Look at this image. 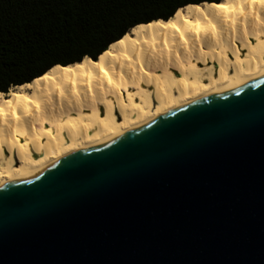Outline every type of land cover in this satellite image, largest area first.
Instances as JSON below:
<instances>
[{"label": "water", "instance_id": "95a60500", "mask_svg": "<svg viewBox=\"0 0 264 264\" xmlns=\"http://www.w3.org/2000/svg\"><path fill=\"white\" fill-rule=\"evenodd\" d=\"M0 264H264V75L1 187Z\"/></svg>", "mask_w": 264, "mask_h": 264}, {"label": "bare ground", "instance_id": "6f19581e", "mask_svg": "<svg viewBox=\"0 0 264 264\" xmlns=\"http://www.w3.org/2000/svg\"><path fill=\"white\" fill-rule=\"evenodd\" d=\"M136 25L95 60L0 92V188L264 75V0L186 4Z\"/></svg>", "mask_w": 264, "mask_h": 264}, {"label": "trees", "instance_id": "16d2710c", "mask_svg": "<svg viewBox=\"0 0 264 264\" xmlns=\"http://www.w3.org/2000/svg\"><path fill=\"white\" fill-rule=\"evenodd\" d=\"M219 0H0V92L30 82L54 65L77 62L76 57L95 60L121 38L129 26L157 18L167 19L176 9L199 2ZM40 18L34 28L31 21ZM101 18L106 28L78 31L77 22ZM24 19L30 23L24 27ZM27 32V43L21 39ZM95 53V57L90 54Z\"/></svg>", "mask_w": 264, "mask_h": 264}, {"label": "snow or ice", "instance_id": "6c2138e0", "mask_svg": "<svg viewBox=\"0 0 264 264\" xmlns=\"http://www.w3.org/2000/svg\"><path fill=\"white\" fill-rule=\"evenodd\" d=\"M220 7H223V5H219ZM30 23L29 20L27 19H24L22 24H21V27H24L26 25H28ZM32 25L34 28L38 29L39 26H40V18L39 17H36L35 20L31 21ZM110 22L109 21H106L105 19L101 18L100 20L96 21L95 23H93L91 20H87V19H84L82 21H78L77 22V30L78 31H87L89 30L90 28H106L108 26ZM157 23H159V21H157ZM150 26V25H148ZM137 27H144V25H135V23H133V25L129 26L128 29H126L125 31H128V32H135L136 31V28ZM174 27V25H173ZM26 37H27V32L25 33V37H21L22 40L25 41V43H27V40H26ZM111 40L114 41V43H112L111 45H109L108 41L106 40L105 41V47L108 48V47H115V44H123L124 43V39H123V32L121 33V38H116V37H110ZM95 53H91L90 56L91 57H95ZM77 60H81L82 62H86V61H89V56H82V57H76ZM2 63V62H0ZM77 66H80V65H77ZM177 75H179L177 73ZM40 79H46L48 78L47 75L43 76V77H39ZM28 87H31V85H28ZM117 115H119L117 113ZM209 136H212L214 135V133L212 131H209L208 133Z\"/></svg>", "mask_w": 264, "mask_h": 264}]
</instances>
